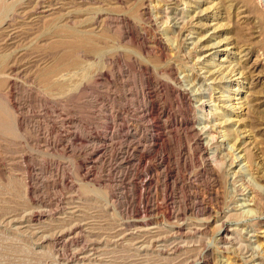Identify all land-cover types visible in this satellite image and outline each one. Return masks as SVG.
<instances>
[{
    "label": "rangeland",
    "instance_id": "rangeland-1",
    "mask_svg": "<svg viewBox=\"0 0 264 264\" xmlns=\"http://www.w3.org/2000/svg\"><path fill=\"white\" fill-rule=\"evenodd\" d=\"M2 1L15 6L7 14L11 26L0 30V56L11 57L10 64L0 69V264H264V207L253 205L250 189L264 194V175L257 176L243 160L244 153L233 151L234 142L223 136L225 129L241 132L250 127L242 123L238 128L230 120L235 116L230 107L238 100L226 98L235 84L205 80L202 70L223 58L232 66L241 61L237 50L210 48L222 40L238 43L243 34L252 32V20H264V0H258L259 6L233 1L231 19L221 8L228 0H209L221 4L210 16H225L211 21L218 28L214 39L208 37L213 27L180 31L174 26L173 17H180L181 10L184 20L197 13V0H36L37 6L34 0ZM111 3L118 8L109 9ZM238 9L251 20L238 23ZM51 22L94 31L95 44L83 47L75 39L61 37L49 44ZM161 40L165 44L160 48ZM178 40L179 56L189 68L184 69L183 62L177 76L203 119L196 127L208 123L209 129H216L215 154L220 161L226 158L223 165L203 158L195 136L175 127V119L159 150L150 147L152 120L141 118L143 107L165 106L184 120V109L171 89L181 84L169 81L163 68L172 57L160 53ZM262 43L253 45L254 55ZM251 58L249 65L257 57ZM73 59L80 60L79 67H72ZM62 67L67 69L55 75ZM51 78L60 79L61 85ZM249 82L242 79L236 97H249L263 116L264 85L249 90ZM213 89L220 100L204 96ZM198 98L206 101L203 110ZM260 113H252V118ZM242 116L247 117L235 118ZM163 120L159 124L168 122ZM261 128L264 123L250 131L262 137L257 142L264 146ZM245 135L250 139L249 133ZM145 145L147 156L142 161ZM165 154L174 173L167 190L162 169L156 171ZM231 157L236 158L234 165H229ZM148 175L153 180L146 195L142 182ZM145 198L157 204L148 218ZM205 208L211 210V219ZM229 216L225 223L231 230L229 239L219 242L218 226ZM178 217L185 220L182 235L172 227ZM205 217L203 231H187ZM148 221L158 228L153 234L144 232Z\"/></svg>",
    "mask_w": 264,
    "mask_h": 264
},
{
    "label": "bare ground",
    "instance_id": "bare-ground-1",
    "mask_svg": "<svg viewBox=\"0 0 264 264\" xmlns=\"http://www.w3.org/2000/svg\"><path fill=\"white\" fill-rule=\"evenodd\" d=\"M25 0H17V2L22 3ZM114 1V0H113ZM162 1V0H161ZM164 1V0H163ZM186 1V0H185ZM212 1V0H211ZM224 1V0H223ZM236 0H228V1H224L225 3L222 2V6L221 4L219 6H221V8L223 7L222 10H225V14L227 15V17H229V19H231L230 17L235 13V9H236V5L233 4ZM247 2L251 3V4H257L259 6V1L258 0H246ZM8 2V1H7ZM5 1L0 0V30H7L10 26H11V22L10 20H7V14L10 10H12V7L15 6V4L12 6L11 4H8ZM35 3V5L37 6V2L36 0L33 1ZM32 2V3H33ZM122 2V1H121ZM178 2V1H177ZM180 2V1H179ZM182 2V1H181ZM221 2V1H220ZM262 2V1H261ZM106 3V2H105ZM212 3V4H211ZM18 4V5H19ZM28 3H26L27 5ZM211 4V5H209ZM168 5V4H167ZM239 5V4H238ZM195 6V5H194ZM197 6V13H195L194 16L189 17V20H184L183 16L185 14V12L183 10L182 11V15L179 16H175L173 17L174 21H176L175 25L177 28L180 29V31L182 30H189V26H193L195 28H197V30H204L206 28L209 27H213V31L210 34L211 37L213 36L216 38V33H217V29H214V26L212 24L211 21L215 20L217 21L220 18H225L222 17L221 15H217V16H210V13H214L217 9H219L218 5L214 2H210L209 0H197L196 3ZM109 9L114 10L116 8H118V6H116L115 4H109ZM24 8L23 6L21 7V9ZM82 8V7H81ZM244 8V7H242ZM16 10V9H14ZM52 10V9H51ZM80 10V9H79ZM78 10V11H79ZM215 10V11H214ZM246 10V9H244ZM19 10H17L18 12ZM29 11V10H28ZM85 11V10H84ZM199 11V12H198ZM214 11V12H212ZM13 12V11H11ZM82 12V11H81ZM146 12V10H145ZM148 12V11H147ZM223 12V11H222ZM72 13V12H71ZM74 13V12H73ZM33 14V13H32ZM31 14V15H32ZM69 14V13H67ZM76 14V13H75ZM165 14V13H164ZM181 14V13H180ZM178 14V15H180ZM15 15V13H14ZM73 15V14H72ZM77 15V14H76ZM249 15V14H246ZM246 15H242V11L236 13L235 17H238L236 19H238V23L246 22V20H251L250 17L246 16ZM36 16V15H33ZM32 16V17H33ZM64 16V15H63ZM167 16V14H166ZM31 17V18H32ZM69 17V16H68ZM104 17V16H103ZM64 18V17H63ZM62 18V19H63ZM187 18V17H186ZM29 19V18H28ZM27 19V20H28ZM59 19V18H57ZM170 19V18H168ZM183 19V20H182ZM22 20V19H21ZM37 18L29 21V24H32V22L34 23V21H36ZM61 20V19H59ZM234 20V19H233ZM121 21V20H120ZM166 21V20H165ZM227 21V20H225ZM23 22V21H22ZM21 22V23H22ZM60 22V21H59ZM58 22V23H59ZM231 22V20H230ZM236 22V21H235ZM252 22L254 23L255 27L254 30L250 33H248L247 35L243 34V37H241L240 42H228L231 43L232 46L231 48H229L226 44H228L226 42V40H222L221 42H218L215 44V46L212 45V48L210 49H221V47H224V52L226 53H230L231 49L233 51L237 50L238 55H240L241 57V61L239 63H237L236 66H232L230 63L229 65L226 64V62L228 61L226 58H223L221 60L220 63H211L209 66L202 68L205 69L204 74L206 75L205 80L209 79V80H213L214 83L216 84H220L221 82H226V83H230L233 82V84H235L232 87V90L229 93L228 97L226 99L228 100H232V99H237L238 103H232L231 105V111L229 110V113H231L232 115L234 114L235 116H232L233 118H230L231 122L239 128L240 125L245 124V126H249V130L243 129L240 131H238V129L235 130H224V135L225 137H228L230 139H232V141L234 142L232 144V147L234 148L233 151H239L244 153L243 156V160L246 161V164H248L249 166L252 167V169L254 170V172H256L257 176H259L258 174H263L264 175V146L257 141H260V139L262 137L257 138V134H255L256 136H252V132L250 131L251 128L252 129H258L259 127H261V125H263L264 123V114L263 116L261 115L262 113L259 112V105L258 104H251V99L249 97H236V95L239 93L238 90H242V79H247L250 80L249 82V90H251L253 87H257L260 84L264 85V20L262 18H259L257 20H252ZM57 23V21H56ZM62 23V22H61ZM158 23V22H157ZM182 23V24H181ZM252 23V24H253ZM88 24V23H87ZM183 25L182 27L179 25ZM235 24V23H234ZM245 24V23H244ZM179 25V26H178ZM225 25H229L228 23ZM232 25V24H231ZM230 25V26H231ZM14 26V25H13ZM174 28V27H173ZM48 29L50 30L47 35L48 38L46 41H49V44H53L54 42H56V40H54V38L56 37H61V38H67L70 40L75 39L76 42L79 43L80 46H87V47H91L92 45H94V41L93 40V36H96L97 33L91 30H80L77 29L76 27H69L68 25L65 24H55L54 22H51L48 26ZM220 29V28H219ZM234 29V28H233ZM34 30V29H33ZM173 30V29H172ZM232 30V29H231ZM48 31V30H47ZM179 31V30H178ZM234 31V30H233ZM237 31V30H236ZM200 32V31H199ZM20 33V32H19ZM100 33V32H99ZM174 33V32H173ZM190 33H192L190 31ZM34 34V33H33ZM37 34V33H36ZM182 33H179V36ZM64 35V37H63ZM235 35H237V33H235ZM14 36V35H13ZM46 37V36H45ZM178 37V36H177ZM176 37V38H177ZM233 37V36H232ZM19 38V37H18ZM40 37H38L39 39ZM234 38V37H233ZM236 38V37H235ZM60 39V38H59ZM159 39V38H158ZM178 39V38H177ZM176 39V41H177ZM182 39V38H181ZM232 39V38H229ZM259 40L258 42H253L254 40ZM3 40V39H2ZM155 40V39H154ZM156 41V40H155ZM219 41V40H218ZM228 41V39H227ZM230 41V40H229ZM35 42V41H34ZM38 42V41H37ZM70 41H68L69 43ZM103 42V41H102ZM201 42V40H200ZM259 42H263L261 45V48L259 50V52H256V55H254V46H256L257 44L259 45ZM35 43H33L34 45ZM71 45H73V43H70ZM154 44V43H153ZM165 43L161 41H158V47L160 46V48L162 47L161 45H163ZM182 44V43H181ZM226 45V46H225ZM229 45V44H228ZM195 46H199V43H196ZM205 47V46H204ZM207 47V46H206ZM211 47V46H209ZM226 47V48H225ZM38 48V47H37ZM171 48V47H170ZM167 49L165 47L162 48V50L160 51L161 53V57L165 54L167 55V53L169 52V57H172L171 59H169L168 61H166V64L163 65L164 70L166 71L165 76H168L169 81L173 82L175 85L176 84H181L180 79L177 76V72L179 71V65L182 64V67H184V69H188L189 68V62H185L184 59H182V57L179 56L180 53V45H179V40L177 42V45L171 49ZM208 48V47H207ZM28 49V48H27ZM196 49V48H195ZM25 51V49L23 50ZM28 51V50H26ZM110 51V50H109ZM16 52V51H15ZM108 52V50H107ZM244 52V53H243ZM10 53V52H9ZM235 53V52H234ZM237 55V54H236ZM251 56L252 57H257L254 63H252L251 65H249L251 62ZM37 57V56H36ZM10 55L8 57V55L6 54L5 56H0V69L2 67H4V65H8L10 64ZM38 61V60H37ZM72 61V67H79L80 66V60L78 59H73ZM210 61V60H209ZM16 62V61H15ZM40 62V61H39ZM157 62H159L157 60ZM244 62H247L246 65L244 64ZM27 63V62H26ZM34 63V62H33ZM37 63V62H36ZM13 64V63H12ZM28 64V63H27ZM26 64V65H27ZM37 65V64H36ZM196 65V64H195ZM234 65V64H233ZM15 66V65H14ZM19 66V65H18ZM32 66V65H31ZM34 66V65H33ZM7 67V66H6ZM5 68V67H4ZM3 68V70H4ZM195 68V67H194ZM8 69V68H7ZM62 69H67L65 67H62L61 69H58V71H56L55 75ZM2 70V71H3ZM13 70V69H12ZM163 70V71H164ZM160 71V69L158 70ZM184 71V70H182ZM38 76H40V70L37 72ZM50 74V72L47 73V75H44L45 78H47V76ZM237 75L236 77H233ZM43 77V78H44ZM52 77V76H51ZM204 77V76H202ZM42 78V79H43ZM201 78V77H200ZM54 79V83L55 84H60L61 80L60 79H55V78H51ZM45 80V79H44ZM47 81V80H46ZM50 83V82H47ZM61 85V84H60ZM158 85V84H157ZM163 86V85H162ZM181 88H177L175 86H172V93H174L175 95H177L178 98V104L180 105V107H182L183 110V116H184V120H178V118L176 117V115H173L170 111L167 110V108L164 106L163 108H155L154 106H145L141 109L140 112V116L142 119H151V134H150V147L152 150H159V148L164 144V140H163V136L164 135H168L171 134L172 128H171V121L173 122V120L175 119V127L182 129V130H188L191 134H193L195 136V140H194V144L197 147V149L199 150V152L202 154L203 158H205L208 162L210 163H214L215 165L219 164V165H223L225 163L226 158H223V161H220L219 158L216 156L215 151L217 149L216 145H215V136L214 135V129L213 127H211L209 129L208 123H205L202 127L198 128L196 127V123L200 122V124H203V119L202 118H198V114H197V110L195 109V101L193 100V98H191V92L188 91V89H186V87L182 88V84L180 85ZM64 87V85H62V88ZM179 87V86H178ZM263 87V86H261ZM212 89V88H211ZM255 89V88H254ZM253 89V91H254ZM192 91V90H191ZM252 91V92H253ZM249 92V91H248ZM216 91L213 90H209L208 92L204 93V96L208 98V101H212L213 99L216 101L220 100L218 98H216L215 95ZM144 95V94H143ZM142 95V96H143ZM151 95V94H150ZM173 95V94H172ZM196 95V94H195ZM250 95L252 96L253 93H250ZM235 96V97H234ZM146 97V96H145ZM176 97V96H175ZM152 98V97H150ZM156 98V97H154ZM158 98V97H157ZM253 99V96L251 97ZM198 102H201V110H203L205 108L206 105V101L203 98H198ZM147 101V100H146ZM225 101V100H224ZM153 102V101H152ZM157 102V101H156ZM154 102V103H156ZM232 102V101H231ZM256 102V101H255ZM143 103L146 104L145 101H143ZM153 104V103H152ZM157 104V103H156ZM258 105V106H257ZM199 109V110H200ZM262 111V110H261ZM202 112V111H201ZM217 112V111H216ZM238 112V113H237ZM218 113V112H217ZM252 113H260L261 116L253 117L252 118ZM221 114V113H220ZM0 115H1V110H0ZM237 115H244L247 116L246 118L243 117L242 119H238L235 118ZM167 118L168 122L163 123L162 125L159 124L160 122H162L163 118ZM173 117V119H172ZM221 118V117H220ZM224 119V117H222ZM1 119V118H0ZM172 119V120H171ZM228 119V118H227ZM2 121V120H1ZM148 121V120H147ZM165 121V119L163 120ZM226 122V121H225ZM229 123V121H227ZM226 122V123H227ZM224 123V122H222ZM167 124L170 126V128L167 126ZM223 125V124H221ZM228 125V124H227ZM230 125V124H229ZM218 127V126H217ZM242 127V126H241ZM246 128V127H244ZM150 130V129H149ZM155 131V132H153ZM159 131V132H158ZM261 131L264 132V128H261ZM166 133V134H165ZM246 133H249V138H254L253 142L250 141V139L246 138ZM259 133V132H258ZM177 134V133H176ZM216 134V133H215ZM144 135V134H143ZM142 135V136H143ZM174 135V134H173ZM254 135V134H253ZM262 136L264 135V133L261 134ZM14 136V135H13ZM147 136V135H146ZM142 138V137H141ZM171 138V137H170ZM173 138V137H172ZM226 138V139H228ZM246 138V139H245ZM225 139V140H226ZM264 139V137H263ZM167 140V139H166ZM262 140V139H261ZM255 141V142H254ZM145 144H146V140H144ZM257 142V143H256ZM142 143V142H141ZM167 144V143H166ZM141 146V145H140ZM147 145L144 146L143 148V153L141 156V160H145L146 159V149H147ZM161 150V149H160ZM188 151V150H187ZM153 152V151H152ZM231 152V151H230ZM154 153V152H153ZM157 153V152H156ZM183 154V153H182ZM231 155V154H230ZM164 156V155H163ZM232 156V155H231ZM235 156V155H234ZM162 157V156H161ZM160 157V158H161ZM165 157V158H164ZM162 157L160 163L156 166V171L162 169L161 171V176L164 177V185L163 188H165L166 190L169 188L170 189V180L172 179L174 173L172 168L169 166V164L167 163V159H166V154L165 156ZM223 157V156H222ZM235 157H231V163L229 165H234L233 163H235ZM170 160V159H169ZM169 162V161H168ZM209 166V165H207ZM147 168V167H145ZM210 168V167H209ZM178 169V168H177ZM241 169V168H240ZM148 170V169H147ZM251 171V170H250ZM159 173V172H158ZM179 173V172H178ZM255 174V175H256ZM217 175V174H216ZM209 176V175H208ZM177 177V176H176ZM216 178V177H215ZM257 178V177H256ZM152 179V178H151ZM149 179V175L148 177L145 178V180L142 182L143 183V189L144 192L146 193V195H148V190L151 189L152 187V180ZM219 180V179H218ZM176 181V180H175ZM173 184V183H172ZM158 185H156L157 187ZM252 202L253 205L257 208H263L264 207V194H262V192H260V190L258 189H252ZM165 190V191H166ZM172 195V194H171ZM217 197V196H216ZM146 202L144 205V212L146 213V217L148 218L151 214H153V210H156L154 206H157V204L153 205L151 204V202L149 201V198H145ZM210 201V200H209ZM197 205V204H196ZM195 205V206H196ZM194 206V207H195ZM161 208V207H160ZM196 208V207H195ZM206 209V208H205ZM157 211V210H156ZM203 211V210H202ZM205 211V210H204ZM207 213L209 214L207 219H211L212 218V213L211 210H209L208 208L206 209ZM195 213V211H194ZM198 214V213H197ZM202 214V213H201ZM206 214V213H204ZM217 215V213H216ZM198 216V215H197ZM205 216V215H203ZM196 217V215H195ZM232 216H229L225 222H222L219 226H218V231H217V241L219 242H223L226 243V241L229 239V234L231 232L230 229H227L225 227V223L227 222V220L231 219ZM219 218V217H217ZM205 217V221L204 220H200V223L197 224L196 226H192L190 228H188L187 231L189 232H200L203 231V229H201V227H203L204 225H206L207 220ZM179 222L174 224L173 230H175L177 232V234L182 235L181 233H183L184 231H182L185 227V220L182 222V219L180 217H178ZM194 221V220H193ZM196 223V222H195ZM202 223H206V224H202ZM152 223L150 221H148L145 224V229L144 232L146 234H153L155 233V231L158 230L157 227H153L150 226ZM202 224V225H201ZM191 225V224H190ZM207 226V225H206ZM157 233V232H156ZM172 233V232H171ZM174 234V233H173ZM193 234V233H192ZM58 238V236L56 237ZM155 241V240H154ZM177 244V243H176ZM165 246V245H164ZM177 247V246H176ZM209 249V248H208ZM211 250V249H210ZM205 262V261H204ZM204 262H197L195 264H205Z\"/></svg>",
    "mask_w": 264,
    "mask_h": 264
}]
</instances>
